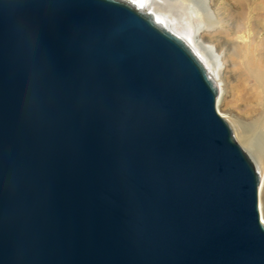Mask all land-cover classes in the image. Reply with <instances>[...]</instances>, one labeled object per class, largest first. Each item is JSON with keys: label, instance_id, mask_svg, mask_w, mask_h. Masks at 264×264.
Instances as JSON below:
<instances>
[{"label": "water", "instance_id": "water-1", "mask_svg": "<svg viewBox=\"0 0 264 264\" xmlns=\"http://www.w3.org/2000/svg\"><path fill=\"white\" fill-rule=\"evenodd\" d=\"M219 96L134 0H0V264H264Z\"/></svg>", "mask_w": 264, "mask_h": 264}, {"label": "rangeland", "instance_id": "rangeland-1", "mask_svg": "<svg viewBox=\"0 0 264 264\" xmlns=\"http://www.w3.org/2000/svg\"><path fill=\"white\" fill-rule=\"evenodd\" d=\"M157 1L150 3L148 9L167 13L176 32L198 39L201 43L197 47L204 59L218 70L222 85L218 110L230 123L238 142L254 156L264 179V155L254 154L253 143L249 139L252 136L264 137V97L262 100L258 98L259 83L245 65L247 46L264 59V22L258 19V10L248 6L241 8L235 0H208L213 5L208 14L199 0ZM258 2L260 0H251L250 5L255 7ZM242 14L244 19L240 20ZM250 15L254 17L252 22L248 20ZM263 179L259 205L264 219Z\"/></svg>", "mask_w": 264, "mask_h": 264}, {"label": "bare ground", "instance_id": "bare-ground-1", "mask_svg": "<svg viewBox=\"0 0 264 264\" xmlns=\"http://www.w3.org/2000/svg\"><path fill=\"white\" fill-rule=\"evenodd\" d=\"M135 2H137L140 6H142L144 9L146 10H150L152 12L155 13V15L158 17V19H160L163 23H165L170 29H172L173 31H175L172 26L170 25L171 23L169 22V15L165 12H162L160 9L159 10H153V9H148L149 8V4L150 3H155L158 2L157 0H134ZM236 3H238L240 5L241 8L244 7H249V8H254L258 10V14L260 17H258V19L262 22H264V0H260V2H258L255 6H251L250 5V1L251 0H235ZM199 2L201 3V5L203 6V9H205V11L209 14L210 13V7L213 6L212 3H208V0H199ZM217 3V1H216ZM199 5V4H198ZM244 14L239 16V19L242 20L244 19ZM254 19L253 15L248 17V20L250 22H252V20ZM176 32V31H175ZM178 33V32H176ZM179 34V33H178ZM181 35V34H179ZM182 36V35H181ZM184 39H186V41L188 43H190V45L193 46V48L197 51V53L201 56V58L204 60V62L206 63V65L208 66L212 76L214 77V79L216 80L217 84L219 85V87L222 85L219 81V72L217 69H215L214 67L212 68L210 66V63L204 59V56L202 55L201 51L199 50V48L197 47L198 44H200L201 42H199V40H195L193 37H185L182 36ZM246 52H245V65L247 67V69H249L250 73L252 76H255L256 81L259 83V87H260V92H258V98L259 99H263L264 97V59L260 58L252 49L250 46H247L246 48ZM213 53H211L210 55H212ZM218 62V61H217ZM214 65H216L215 62H213ZM221 96H219L220 98ZM222 100V97L220 98V101ZM252 135V133H251ZM250 137V136H249ZM250 140H252L251 142L253 143V152L256 156H263L264 155V137H256V136H252L249 138ZM248 139V140H249ZM247 140V141H248ZM252 158H254V156L252 155ZM260 171V168H258ZM261 172V171H260ZM262 177V175H261ZM263 179V178H262ZM263 183H264V179H263ZM262 185V184H261ZM263 219V218H262ZM264 221V219H263Z\"/></svg>", "mask_w": 264, "mask_h": 264}]
</instances>
